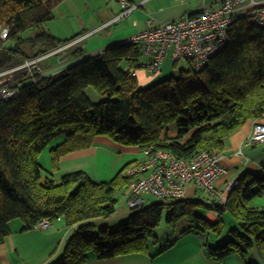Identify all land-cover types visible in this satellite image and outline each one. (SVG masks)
<instances>
[{"label": "trees", "instance_id": "1", "mask_svg": "<svg viewBox=\"0 0 264 264\" xmlns=\"http://www.w3.org/2000/svg\"><path fill=\"white\" fill-rule=\"evenodd\" d=\"M62 1L0 0V31L9 30L0 45V80H5L0 88L14 91L11 98H0V242L11 234L15 219L24 230L42 219L62 220L71 234L54 264H87L149 253L151 244L165 250L176 243L178 224L186 221L180 234L196 232L220 241L204 243L210 259L220 262L236 254L244 264H264V208L249 205L264 192V163L247 181L239 180L224 202L171 197L141 204L131 207L129 218L115 229L97 226L96 219L116 212L119 195H127L137 177L126 172L138 161L103 181L85 170L55 179L40 163L42 152L56 142L51 156L58 169L63 157L91 148L99 136L142 152L155 146L183 160L206 149L223 151L231 134L248 120L264 117V27L238 19L228 29L226 48L202 69L188 61L190 67L177 76L148 86L133 74L143 69L142 46L136 43L112 44L51 75L37 71L38 61L22 66L81 35L63 41L39 30L20 37L52 19ZM9 39L15 45L3 47ZM69 53L81 56L83 50L74 43L53 55ZM89 88L105 98L92 101ZM210 210L219 213L216 222L206 218ZM224 212L231 213L235 225L226 227ZM164 218L172 240L161 241L156 234Z\"/></svg>", "mask_w": 264, "mask_h": 264}, {"label": "crops", "instance_id": "2", "mask_svg": "<svg viewBox=\"0 0 264 264\" xmlns=\"http://www.w3.org/2000/svg\"><path fill=\"white\" fill-rule=\"evenodd\" d=\"M127 1L132 6H135L129 14L121 17L124 7L118 0L120 11L117 13L114 11L109 13L111 16L108 18L107 22L93 30L95 31L107 24L119 22L124 18H128V16H133L134 18L132 25H128L129 27H121L111 32L109 35L100 36L91 41H89L90 36L83 38L80 40L81 42L78 43V46H81L83 50L81 56L70 55V53L57 57L55 55L52 56L53 54L42 56L37 63V71L45 75L54 74L83 56L104 51L108 46L122 42L124 39L120 41L117 40L129 35L135 31L134 29L143 30L150 20L158 23L193 15L204 7L219 4L221 0H210L201 3L197 0ZM93 30H91V33ZM89 33L90 32H88V34ZM133 34L134 33L130 34V36ZM159 75L160 74L152 75L145 69L136 71V76L143 86H148L153 83L154 79ZM256 123L264 124V117L258 120H248L242 127L228 137L225 149L223 150L222 159L225 172L215 181V188L218 196H212L204 190L200 195L195 185L188 184L185 187L184 197L204 198L205 200L217 199L224 202L231 195L232 189L230 191L227 189L231 182L235 180H242L245 182L251 175L261 170L264 163V142L257 144L247 143L248 138L253 133ZM55 144L56 142L44 150L40 156V163L44 168L50 171V175L55 179H59L70 172L85 170L89 173L90 177H93L97 181L109 180L127 163L131 161L139 162L144 159V157L140 158L143 152L139 147L124 146L112 141L108 137L99 136L95 139L91 148L77 151L63 157L59 163L58 169L54 170L51 147L55 146ZM89 169H92L94 172H91ZM189 186H191L192 194H190L191 196H186V191L188 190V193L190 191ZM237 187L234 189V192H236ZM194 195L197 196L194 197ZM249 205L255 208H264V192L254 197ZM205 216L208 220L216 222L219 213L210 210L205 213ZM222 217L227 228L235 225L236 222L230 212H224ZM70 234V228H68L62 220H57L46 229L33 228L24 230L23 228L21 234L12 231L3 242H0V264H22L25 261L31 264H47L52 261L55 256L61 254ZM191 234H193V236ZM29 236L38 238V243L42 246L39 252L32 255H28L27 250L28 248L30 250L33 249L32 244L35 245L36 242L31 243ZM32 240L34 241V238H32ZM207 240L213 241V238L196 232H184L178 236L173 246L160 252L154 244H151L149 253H132L103 260L93 259L87 264H244L243 260L236 254L226 256L220 262L210 259L204 251V243Z\"/></svg>", "mask_w": 264, "mask_h": 264}, {"label": "built area", "instance_id": "3", "mask_svg": "<svg viewBox=\"0 0 264 264\" xmlns=\"http://www.w3.org/2000/svg\"><path fill=\"white\" fill-rule=\"evenodd\" d=\"M119 1L124 7L121 17L135 8L127 0ZM244 17L264 27V0H221L219 4L204 7L193 15L158 23L150 20L146 28L120 43L140 44L148 59L142 67L152 75L162 71L167 59H186L196 70H200L226 48L230 25ZM8 33L7 27L0 31V45ZM133 74L136 75V72ZM13 95L14 91L8 87L0 88L1 99L7 100ZM261 142H264V124L256 123L247 143ZM143 155L144 159L133 164L126 172L127 175L137 176L127 190L126 203L130 207L146 204L145 195L164 199L184 197L188 183L212 196H218L215 181L225 172L223 151L206 149L190 160H183L166 150L150 146L143 151ZM238 182H231L227 189L230 191ZM51 225L49 219H42L35 228L46 229Z\"/></svg>", "mask_w": 264, "mask_h": 264}, {"label": "rangeland", "instance_id": "4", "mask_svg": "<svg viewBox=\"0 0 264 264\" xmlns=\"http://www.w3.org/2000/svg\"><path fill=\"white\" fill-rule=\"evenodd\" d=\"M199 3L201 2H207L210 0H197ZM103 2V3H102ZM118 0H63L58 6H56L53 10V18L49 21H46L42 24L41 27L37 28L35 31L33 30H26L20 34V37H29L35 34V32L39 30H45L49 33L53 34L54 36L62 39L63 41L72 39L76 37L77 35L81 34L80 36L76 37L72 42L68 43L65 46H62L58 49L60 51L61 49L70 46L72 44H78L80 43L83 38L89 37V41H91L94 38H98L100 36L109 35L111 32H114L118 30L121 27L124 26H130L132 25L133 16H128V18H124L123 20L119 22H114L111 24H107L106 26H103L97 30H93L103 24H105L108 20V18L111 16L112 11L115 13L120 11V6L118 4ZM128 26V27H129ZM4 29V28H3ZM91 30L93 32L91 33ZM132 33H138L140 30L134 29ZM88 32H90L88 34ZM130 33V34H132ZM127 35V36H130ZM124 36L117 41L120 40H126L129 37ZM16 43L15 39H9L5 40L3 42V47H11L14 46ZM90 48V47H89ZM57 52V51H56ZM55 53V52H54ZM52 53V54H54ZM46 56V55H45ZM54 56V55H52ZM56 56V55H55ZM42 57V56H41ZM57 57V56H56ZM40 58V57H39ZM37 58V59H39ZM142 62L147 61V57L143 54L142 55ZM40 60V59H39ZM38 60V61H39ZM33 61H37L36 59L29 60L28 62L24 63V65H31ZM21 67V66H20ZM190 67V63L186 59H180L177 61V65L175 66L173 64V61L171 59H167L164 61L162 65V71L159 73L160 75L154 79L155 81L158 80H164L166 78H169L171 76H177L179 74L180 69H188ZM5 80H0V83H3ZM88 95L94 102H99L100 100H103L105 97H103V94L96 91L94 88H89ZM144 155L141 154L140 158H143ZM91 172H94L92 169H89ZM93 180H95L93 177H91ZM113 178V177H112ZM103 181V180H101ZM193 184V183H188ZM187 184V185H188ZM186 185V186H187ZM194 185V184H193ZM190 191L188 193V190L186 191V196H191V186H189ZM198 193H202V189H198ZM204 192V191H203ZM146 196V203H155L159 201L165 200L164 198H158L153 195H145ZM185 196V195H184ZM197 195H194L196 197ZM127 195L120 194L119 200L116 204V212L110 215L107 218H97L96 219V225L101 226L107 225L110 229H115L119 226V224L123 221H126L130 214L132 213L131 207L126 203ZM167 212L165 211V214ZM164 214V215H165ZM56 222V221H55ZM100 224V225H99ZM186 224V221H182L178 224V229L176 236L178 237L180 235L181 230L184 228ZM24 224L20 219H15L11 223V229L13 232H19L20 234L23 232ZM172 228L167 222L165 221V218L162 222V224L156 228V234L159 236L160 240H167V239H174L172 237ZM193 236V234H191ZM31 239V243H35V245L32 244L33 249L27 250L28 255H32L36 252H39L42 249V246L38 243V238H35L33 236H29ZM34 238V241L32 240ZM206 238V237H205ZM213 244H218L220 241H218L215 237L213 238V241H211ZM155 247V246H154ZM64 250V248H63ZM62 250V252H63ZM61 252V254H62ZM61 254L59 256H55V258L50 261L47 264H54L58 258H60ZM30 257V256H29ZM28 257V258H29ZM22 264H31L30 262H23Z\"/></svg>", "mask_w": 264, "mask_h": 264}, {"label": "water", "instance_id": "5", "mask_svg": "<svg viewBox=\"0 0 264 264\" xmlns=\"http://www.w3.org/2000/svg\"><path fill=\"white\" fill-rule=\"evenodd\" d=\"M56 51H58V49L57 50H55V51H53V52H51V53H49V54H52V53H54V52H56ZM232 192V191H231Z\"/></svg>", "mask_w": 264, "mask_h": 264}]
</instances>
